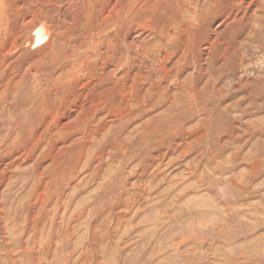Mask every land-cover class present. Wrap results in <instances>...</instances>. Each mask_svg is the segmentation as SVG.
<instances>
[{"label": "rangeland", "instance_id": "1", "mask_svg": "<svg viewBox=\"0 0 264 264\" xmlns=\"http://www.w3.org/2000/svg\"><path fill=\"white\" fill-rule=\"evenodd\" d=\"M0 264H264V0H0Z\"/></svg>", "mask_w": 264, "mask_h": 264}]
</instances>
